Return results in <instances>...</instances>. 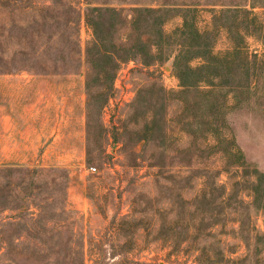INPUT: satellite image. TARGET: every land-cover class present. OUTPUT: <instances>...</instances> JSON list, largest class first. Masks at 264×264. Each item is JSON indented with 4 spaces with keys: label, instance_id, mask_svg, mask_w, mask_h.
Returning <instances> with one entry per match:
<instances>
[{
    "label": "rangeland",
    "instance_id": "1",
    "mask_svg": "<svg viewBox=\"0 0 264 264\" xmlns=\"http://www.w3.org/2000/svg\"><path fill=\"white\" fill-rule=\"evenodd\" d=\"M93 8L158 60L99 84ZM256 171L264 0H0V264H256Z\"/></svg>",
    "mask_w": 264,
    "mask_h": 264
},
{
    "label": "trees",
    "instance_id": "2",
    "mask_svg": "<svg viewBox=\"0 0 264 264\" xmlns=\"http://www.w3.org/2000/svg\"><path fill=\"white\" fill-rule=\"evenodd\" d=\"M154 13L155 10L149 8H145V9L139 8L135 10V15L137 16L140 15V17L144 15H153ZM94 14H99L101 17L104 14L110 15L108 19V24L104 26L103 32L101 31L99 33L98 32L96 33L95 31V34L93 35V39L89 43L85 51V61L86 64L88 65V69L89 71H91V74L95 73L96 76H98L99 78L98 80L100 81L99 84H103V82L105 81L104 77H106V79L108 78L110 81H113L120 66L128 61L133 60L134 58H137L138 56H140L141 60L146 65H152L158 60V57L152 54V51L149 48V44L143 40H140L139 38L137 44L134 43L132 45H128V44L118 45L117 43L114 42L113 29L117 24L115 25L114 22L111 23V18L113 17L114 20H116V17L119 16L118 10H113L110 8H106V9L93 8L92 10L88 9L87 22L88 25H90L93 29L96 28V26H94V23L92 22V19L90 17ZM130 16L131 18H135L134 15H130ZM132 25L134 26L133 22L131 26ZM145 34L147 33L144 32L143 36ZM137 45H141L140 49H136ZM127 46H129V48H127ZM80 55L82 57V54ZM88 78H90V74ZM89 85H90L89 81H87V88H89ZM256 172L258 173V177L256 178L255 175L252 178H254L255 182H259L261 174H259L258 171ZM261 176L264 177V175ZM260 238L261 236L258 234L255 236L256 244L258 245ZM257 246H255L256 255L259 254V250H260ZM256 264H264V254L263 256L261 255L260 257L256 258Z\"/></svg>",
    "mask_w": 264,
    "mask_h": 264
},
{
    "label": "crops",
    "instance_id": "3",
    "mask_svg": "<svg viewBox=\"0 0 264 264\" xmlns=\"http://www.w3.org/2000/svg\"><path fill=\"white\" fill-rule=\"evenodd\" d=\"M80 104V107H81V103H79ZM80 116H82V113H81V115ZM79 119H81V118H79ZM54 136V135H53ZM59 136V133H57V135H56V137H58ZM55 140H56V138H55Z\"/></svg>",
    "mask_w": 264,
    "mask_h": 264
},
{
    "label": "built area",
    "instance_id": "4",
    "mask_svg": "<svg viewBox=\"0 0 264 264\" xmlns=\"http://www.w3.org/2000/svg\"><path fill=\"white\" fill-rule=\"evenodd\" d=\"M94 171L96 170V169H93Z\"/></svg>",
    "mask_w": 264,
    "mask_h": 264
}]
</instances>
